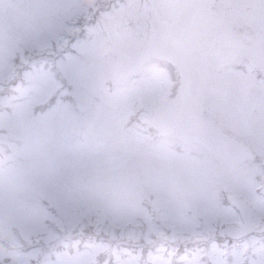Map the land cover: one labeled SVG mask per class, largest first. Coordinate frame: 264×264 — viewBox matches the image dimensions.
I'll return each mask as SVG.
<instances>
[{"label":"rangeland","instance_id":"rangeland-1","mask_svg":"<svg viewBox=\"0 0 264 264\" xmlns=\"http://www.w3.org/2000/svg\"><path fill=\"white\" fill-rule=\"evenodd\" d=\"M17 255L264 264V0H0V258Z\"/></svg>","mask_w":264,"mask_h":264},{"label":"snow or ice","instance_id":"snow-or-ice-1","mask_svg":"<svg viewBox=\"0 0 264 264\" xmlns=\"http://www.w3.org/2000/svg\"><path fill=\"white\" fill-rule=\"evenodd\" d=\"M65 50H67V49H65ZM65 75L67 76V74H65ZM63 88H64V80H61L59 82V85L57 87L53 88V90L48 94L46 103L56 104L58 100L66 97L68 95V92H66V91L61 92V89H63ZM58 93H59V95H58Z\"/></svg>","mask_w":264,"mask_h":264},{"label":"bare ground","instance_id":"bare-ground-1","mask_svg":"<svg viewBox=\"0 0 264 264\" xmlns=\"http://www.w3.org/2000/svg\"><path fill=\"white\" fill-rule=\"evenodd\" d=\"M21 257H22V255H18L16 260H15V263H18L20 261Z\"/></svg>","mask_w":264,"mask_h":264},{"label":"water","instance_id":"water-1","mask_svg":"<svg viewBox=\"0 0 264 264\" xmlns=\"http://www.w3.org/2000/svg\"><path fill=\"white\" fill-rule=\"evenodd\" d=\"M8 262H9L8 258L3 259V263L7 264ZM0 264H1V262H0Z\"/></svg>","mask_w":264,"mask_h":264}]
</instances>
